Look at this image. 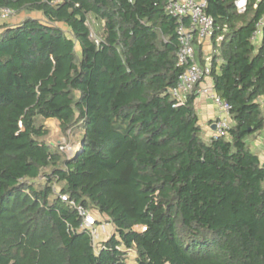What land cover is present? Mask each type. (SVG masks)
Returning a JSON list of instances; mask_svg holds the SVG:
<instances>
[{
    "label": "trees",
    "instance_id": "1",
    "mask_svg": "<svg viewBox=\"0 0 264 264\" xmlns=\"http://www.w3.org/2000/svg\"><path fill=\"white\" fill-rule=\"evenodd\" d=\"M207 0L228 137L172 95L184 67L167 0H0V264H264V0ZM90 17L97 22L95 34ZM197 59L205 63L202 45ZM198 87V85H197ZM77 136L52 145L45 121ZM113 233L96 251L76 208ZM144 227V230L141 228Z\"/></svg>",
    "mask_w": 264,
    "mask_h": 264
},
{
    "label": "built area",
    "instance_id": "2",
    "mask_svg": "<svg viewBox=\"0 0 264 264\" xmlns=\"http://www.w3.org/2000/svg\"><path fill=\"white\" fill-rule=\"evenodd\" d=\"M247 3L248 0H237L236 6L240 12H243ZM206 6L207 0H167L166 11L170 15L177 17L180 21L184 18H188L189 21L187 25L181 24L177 29L180 44L177 57L178 63L184 67V71L178 78L177 86L171 92L179 103H183L187 96L192 93L213 100L218 105L221 115L215 120V128L209 137L218 139L229 136L228 130L232 126V106L222 100L214 89L211 77L213 66L211 54L204 58V64H201L196 56L195 45L199 44L202 47L206 45L212 46L214 18L205 12ZM0 16L3 19H9L14 16V11L8 8H0ZM263 28L264 13L252 35L254 42L257 43L261 40ZM55 190L64 202L76 208L82 219L81 228L90 232L95 250H100L103 241L108 239L113 233V230L111 232L110 224L95 212L70 200L68 195L59 193V189ZM144 229V227L141 228V230ZM135 259V252H130L126 264H134Z\"/></svg>",
    "mask_w": 264,
    "mask_h": 264
},
{
    "label": "crops",
    "instance_id": "3",
    "mask_svg": "<svg viewBox=\"0 0 264 264\" xmlns=\"http://www.w3.org/2000/svg\"><path fill=\"white\" fill-rule=\"evenodd\" d=\"M25 13L14 15L13 17L9 19H2L0 16V32L2 31V27L5 25H11L14 26L16 24H19L23 19ZM28 16V15H27ZM204 58L208 56L209 54H212V46L206 45L202 47ZM262 102V106L264 109V96L260 100ZM196 109L199 116V121L201 124V127L203 128V131L205 132L206 137H209L211 132L214 130V122L219 116L221 115V111L216 105L213 100H211L208 97L205 96H198L196 99ZM257 140L258 147H264V132L257 134L255 136ZM260 158L262 162H264V155H260Z\"/></svg>",
    "mask_w": 264,
    "mask_h": 264
},
{
    "label": "rangeland",
    "instance_id": "4",
    "mask_svg": "<svg viewBox=\"0 0 264 264\" xmlns=\"http://www.w3.org/2000/svg\"><path fill=\"white\" fill-rule=\"evenodd\" d=\"M23 15H24V18L27 17V15H31V16H34V17H38V16L40 17V15L36 14V13H33V14L25 13ZM89 25L91 26L92 31L95 34V30L97 29V22H96V20L93 17H90ZM45 125L50 131V133H49V135L47 136L46 139L52 145L57 146L61 142H63V143L66 144L65 148L69 152H72L74 149L77 148L78 137L77 136L75 137V136H72V135H67V137L69 139H68V141H66L65 139H67V138L61 132L60 126H59V122L57 120H54V119L47 120V121H45ZM248 142H249L250 149H251L252 152L258 153L260 155H264V147H260V146L258 147L256 138H254V137L250 138ZM110 227H111V232H112V226H110Z\"/></svg>",
    "mask_w": 264,
    "mask_h": 264
}]
</instances>
